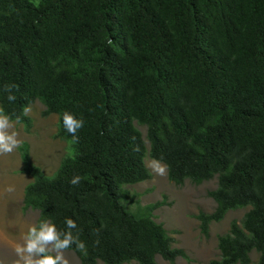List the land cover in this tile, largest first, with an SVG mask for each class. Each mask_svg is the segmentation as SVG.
I'll list each match as a JSON object with an SVG mask.
<instances>
[{"label": "trees", "instance_id": "trees-1", "mask_svg": "<svg viewBox=\"0 0 264 264\" xmlns=\"http://www.w3.org/2000/svg\"><path fill=\"white\" fill-rule=\"evenodd\" d=\"M6 84L17 86L15 102ZM37 100L58 115L73 154L48 175L21 144L32 177L24 208L58 230L75 220L86 251L68 250L81 264L187 257L154 219L163 202L138 215L121 200L123 185L152 177L135 120L171 181L217 177L215 210L198 214L204 234L250 206L208 264H251L254 250L264 264V0H0V111L30 130L23 108ZM66 111L84 121L76 138Z\"/></svg>", "mask_w": 264, "mask_h": 264}, {"label": "rangeland", "instance_id": "rangeland-1", "mask_svg": "<svg viewBox=\"0 0 264 264\" xmlns=\"http://www.w3.org/2000/svg\"><path fill=\"white\" fill-rule=\"evenodd\" d=\"M38 2L39 0H35ZM30 116L33 126L26 130L23 123L13 121L14 130L18 139L28 142L33 160L48 175H53L62 159L73 154L72 143L57 136L59 117L52 113L45 115V105L37 100L32 105ZM142 132L147 146L145 162L153 160L149 154L150 141L146 124L134 121ZM21 146V145H20ZM163 163V162H162ZM164 164V163H163ZM23 166L20 147L13 153L0 156V264H15L17 259L13 247L21 242V235L32 224H37L40 212L37 209L24 208L25 188L32 177L21 171ZM152 177L135 183L125 184L122 187L121 200L126 207L135 214L147 213L148 206L161 201L163 204L153 210L154 219L164 225L165 229L174 238V246L185 249L187 257H180L170 262L157 257V264H208L210 260L219 258V237L226 234L233 221L240 222L250 206H240L229 210L220 221L210 224L206 235L201 230L198 218L200 212H212L217 203L209 195V191L216 188L217 177L194 182L190 179L183 184H176L169 179L168 170L165 176H160L148 168ZM11 185L15 191L8 193L6 188ZM70 264H81L79 256L72 250L65 253ZM259 252L251 253L252 263L259 260ZM98 264H104L99 261ZM124 264H138L136 261Z\"/></svg>", "mask_w": 264, "mask_h": 264}, {"label": "clouds", "instance_id": "clouds-1", "mask_svg": "<svg viewBox=\"0 0 264 264\" xmlns=\"http://www.w3.org/2000/svg\"><path fill=\"white\" fill-rule=\"evenodd\" d=\"M17 86L15 84L4 85V91L7 93V100L12 103L17 97L15 95ZM31 108L25 106L23 115L28 116ZM64 129L76 138L78 131L83 128L84 121L77 118L69 112H64L62 116ZM15 124L9 115L0 111V156L8 155L20 147L21 141L18 139V133L14 130ZM137 150H139L137 148ZM153 173L165 176L167 174V165L159 160H151L146 163ZM80 176H73L70 183L73 186L79 185ZM8 193L15 191L14 187L9 185L6 188ZM67 231L58 230L54 223L42 220L38 224H32L27 231L21 235V242L14 245L13 251L17 257L15 264H70L65 253L73 245L81 252H85V244L79 239V235H73L72 230L77 228V223L72 218L65 219Z\"/></svg>", "mask_w": 264, "mask_h": 264}]
</instances>
